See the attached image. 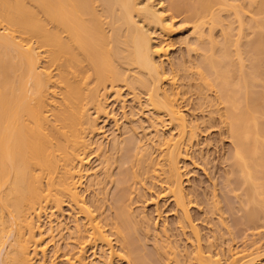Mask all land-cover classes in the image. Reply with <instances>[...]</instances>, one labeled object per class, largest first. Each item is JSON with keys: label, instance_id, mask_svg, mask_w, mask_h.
Here are the masks:
<instances>
[{"label": "bare ground", "instance_id": "obj_1", "mask_svg": "<svg viewBox=\"0 0 264 264\" xmlns=\"http://www.w3.org/2000/svg\"><path fill=\"white\" fill-rule=\"evenodd\" d=\"M245 11L250 12L248 20L244 19ZM224 12L226 16H222ZM175 15H184L183 22L192 24L183 42L188 52H198L193 70L201 84L199 93L217 92L224 105L215 112L233 145L230 170L235 173L229 171L227 179L237 175L240 187L237 185L235 191L239 189L236 198L240 199L242 222L256 227L264 212V0H0V264H57V247L55 259L46 260V240L43 242L38 222L51 216L47 214L50 206L60 210L65 202H71L85 221L83 229L74 227L77 239L86 232L88 243L102 245L100 255L92 252L87 260L80 243L82 248L74 261L66 259L65 264H112L114 257L122 260L111 236L116 237L122 254L125 252L123 258L134 253L129 233L148 226V221L140 213L137 218L138 213L123 203L125 180L120 179L123 187L119 185L117 192H123L115 193L118 198L112 195L114 202L109 207L115 211L107 218V226L114 233L105 230L94 215L96 209L86 205L79 190L87 172L82 152L89 148L90 136L99 134L98 118H91L84 107L93 106L98 117L106 115L100 90L119 84L134 97L144 95L146 106L157 115L156 121L166 118L175 131L165 136L158 132L153 148L146 146L150 139L138 140L129 161V157H119L123 163L129 162L136 180L151 167H159L164 191L170 193L181 220L194 236L191 252L197 264H253L264 254L263 249L260 255L241 251L220 256L211 244L201 246L189 220L180 161L185 159L182 141L186 135L191 141L195 128L191 125L187 132L189 123L177 104L176 93L170 85L165 87L169 81L164 68L170 60L168 48L153 38L156 32L167 35L172 31ZM216 27H221L220 42L213 36ZM246 31L253 36L248 39L251 42L243 44ZM189 37L194 38L193 44ZM53 66L58 68L56 75ZM112 134L111 156L116 157L108 159L109 166L121 164L116 154L124 148L122 142L126 145L120 133ZM98 145L97 150L103 151ZM153 149L160 152V160L153 156ZM108 171L104 176L109 178ZM105 198L107 201V195ZM165 246L159 241L155 244L158 255Z\"/></svg>", "mask_w": 264, "mask_h": 264}, {"label": "rangeland", "instance_id": "obj_2", "mask_svg": "<svg viewBox=\"0 0 264 264\" xmlns=\"http://www.w3.org/2000/svg\"><path fill=\"white\" fill-rule=\"evenodd\" d=\"M222 16H226V13H222ZM249 17L250 12L245 11L244 19L248 20ZM183 18L184 15L174 16L172 20L173 28L169 34L166 35L163 33L160 34L161 32H156L153 34L154 36H152L153 38H158L160 42L163 41V46H167L168 48L167 55L170 60L168 59L169 63L165 62L164 68L168 74L166 77L169 81H167V83L165 82V87L167 86L168 89L170 85L171 87L169 89H172V92L174 90L173 93H176L175 98L177 104L181 107V110H183L182 112L186 116L187 123L190 124H188V127L192 125L193 128H195V136L192 140H186L188 139L186 135L182 141V143H184V148H182L183 154L185 152L183 158L185 156V159H183V162L182 160L180 161V167L183 169L181 173H184L183 187L188 217L199 234L198 236L201 239V246L203 248L211 244L214 252H218L220 256L223 257H227L230 252L239 253L241 251H245V253L249 251L252 254L257 251L256 253L258 255L259 251L261 253L264 249V212L260 215L257 225L254 228L242 222L244 218H242L241 211L238 207V204H240L238 203L239 198H236V196L240 194L239 189L235 191L236 187H238L237 185H239L236 181L237 175L231 174L232 176H229L230 179H227L229 175L228 172H231L230 155L233 154V145L231 144L232 141L230 140L227 127L221 122V119L215 112L216 108L223 109L224 105L220 104L221 98L217 92L202 91L204 94L199 93L201 84L193 70V65L198 58V52H188L187 46L184 45L185 42H183V37L186 36L184 34L190 33L192 24L184 23ZM231 19L233 20L232 17ZM233 22L235 21L233 20ZM236 27L237 23H234L233 28ZM205 29L207 31V25ZM233 33H236V30H234ZM213 36L218 42L222 40L221 27H216L214 29ZM252 36L250 31H246L243 44L246 40L248 41V39H251L250 37ZM193 40V37L188 38V42L190 41L189 43H192ZM248 42H251V40ZM57 71V66H53L52 73L56 75ZM170 79L172 80L170 81ZM100 95L106 115H102L101 113L98 117L96 109L93 108V106L86 105L84 107L87 113L91 115V118H95V120L98 118L95 122L97 123V132H99V134L95 133V136L92 135L93 137L90 136L91 138L87 137L88 139L90 138V140L87 141L90 143V146L82 152V155L87 158V162L85 163L86 166H84L87 172H81L87 176L85 175V178L82 179L83 184L79 189L80 193L83 199H85L86 205L90 206L89 208L92 211L96 209L94 215L98 217L101 225L105 226V230L107 229V232L110 231L109 233H114L113 229L107 226L109 225L107 218L113 217L115 211H112L109 207L114 202V199L112 201V195L114 194V198H118V196H115V193L124 179L127 184H125V189L121 185L125 194L123 203L129 206L135 215L136 213H138V215L140 213L148 221V226L144 225L142 228L134 229L129 233L134 253L126 258H123L125 252L122 254L120 251V245L116 243V237L111 236L114 250L119 256L123 255V257L121 256L122 260L114 257L112 264H176L178 260L181 262L179 264H197L194 260L193 252H191L193 251L192 249H194V236L191 234L189 227H187V223L185 224L186 221L183 219L181 220V212L179 208L175 206L171 195H169L170 193L167 194V192L164 191V175L158 170L159 167L156 165L151 167L144 176L136 180L131 174L129 162L125 160V163H123L124 159L128 157L129 159L127 161L132 159L135 145H137L136 143H138V140L144 138H146L145 140L150 139L152 145L149 143L150 140L148 141L149 144L147 142H145V144L147 143L146 146L149 145L153 148L154 143L157 145L154 136H157L158 132L165 136L171 135V133L175 131H172V127H170L166 118L164 119L163 117L162 120L157 118L158 120L156 121L155 117H157V115L146 106L144 95L134 97L127 87L120 84L112 88L110 85H106L101 88ZM116 96H118V98ZM101 97H103L104 100H102ZM103 101H105V104ZM91 108H93V110ZM152 121L154 123L157 122L155 127L157 134L155 133L156 131L154 130L155 128ZM158 121L160 122L159 127H157V124H159ZM152 125L153 128L151 127ZM190 127L187 129V132ZM112 133H120V136L122 135V140H126V145L125 142L124 144L122 142V147H124L122 151H118L119 154L114 153L118 156L117 158H120L121 164L117 162L119 165L110 164L109 166L108 159L113 156L110 146L112 145L110 142V138H112L113 135ZM153 138L155 139L154 143ZM122 140H120V142ZM145 140H143V143ZM94 141L95 143H93ZM98 144L101 145L100 148H103V151H101V149L100 151L97 150ZM156 145H154V149H156ZM154 149L153 156L157 160L160 156V152H156ZM120 155L124 159L119 157ZM114 158L112 161L115 160ZM112 161L110 159V162ZM107 168L109 174L112 175H109V178L104 176ZM124 170H126V172ZM123 171L124 174H127V171H129V175L125 174L123 177ZM119 173H121V175ZM117 177H120L119 180ZM120 179L122 180L120 181ZM91 182L93 185L89 184ZM233 182L235 185H233ZM232 188H234V190ZM261 188L264 199V182ZM119 192L121 193L123 191ZM119 192H117V195H121ZM105 195H107V201ZM213 204H215V207ZM114 206L116 205H113V207ZM52 208L53 207L50 206L47 210L48 216H51L47 218L43 216L42 220H40L41 223L38 222L40 231L44 233L42 234L44 235L43 242L46 240L44 242L47 248L45 253L46 260L51 261L55 259V257H53V251H55L56 248L54 247L59 249L55 259L57 264H65L66 259L74 261L78 252L81 251L80 247L82 248V246L84 247L82 248L84 249L83 256L85 258L89 257L87 260L92 256V252H97L100 255L99 248L101 249L102 245L97 244V246H93V244L88 243L86 232H83L80 240L77 239L75 235L76 229L74 227L78 225L83 229L85 221L83 216H81L82 214L75 206L73 207L71 202L62 204L60 210ZM139 217L140 215L137 216V218ZM48 218L49 220H46ZM75 220L77 221L75 222ZM182 221H184V225ZM57 226H61L62 228H58L62 230L58 231ZM49 227L52 228L51 232L48 230ZM57 232H60V234ZM69 233H73L74 235L72 234V236H70ZM156 233H158V236ZM155 237L158 238L154 240ZM158 241L160 244L162 242L166 245L160 255H158L155 250V244ZM258 247L259 249L261 248V250L254 249H258ZM189 253L190 256H188ZM182 261H184V263ZM253 264H264V254L260 256V258H257Z\"/></svg>", "mask_w": 264, "mask_h": 264}]
</instances>
